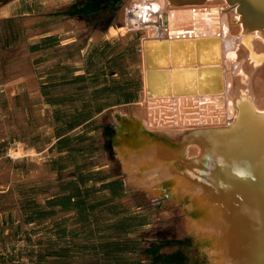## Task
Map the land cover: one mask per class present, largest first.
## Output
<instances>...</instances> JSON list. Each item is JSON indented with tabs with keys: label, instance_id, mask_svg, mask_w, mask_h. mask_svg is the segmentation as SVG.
<instances>
[{
	"label": "crops",
	"instance_id": "1",
	"mask_svg": "<svg viewBox=\"0 0 264 264\" xmlns=\"http://www.w3.org/2000/svg\"><path fill=\"white\" fill-rule=\"evenodd\" d=\"M60 6L0 3V264L161 262L148 189L138 188L141 206L124 170V178L65 171V146L82 127L122 128L113 144L133 143L131 111L142 92L133 87L128 43L109 33L119 24L102 18L90 26L88 14L64 15ZM11 149L26 153L11 158Z\"/></svg>",
	"mask_w": 264,
	"mask_h": 264
},
{
	"label": "bare ground",
	"instance_id": "2",
	"mask_svg": "<svg viewBox=\"0 0 264 264\" xmlns=\"http://www.w3.org/2000/svg\"><path fill=\"white\" fill-rule=\"evenodd\" d=\"M239 8L127 0L118 14L124 39L143 32L134 141L115 142L122 168L133 187L184 194L206 264H264V0Z\"/></svg>",
	"mask_w": 264,
	"mask_h": 264
},
{
	"label": "rangeland",
	"instance_id": "3",
	"mask_svg": "<svg viewBox=\"0 0 264 264\" xmlns=\"http://www.w3.org/2000/svg\"><path fill=\"white\" fill-rule=\"evenodd\" d=\"M5 0H0V3ZM62 0H57L61 6L58 8L59 13L64 15L69 12H77L76 4L78 6H84L85 1L68 0L65 4ZM127 3V0H101L98 4H91V6L84 11L86 16L83 18L89 21V25L98 27L102 18L110 20L111 24L118 23V29H111L110 34L120 33L122 38L131 31V24L126 21L121 23L118 20V14L123 9V6ZM42 5L36 7V11L42 9ZM63 15V14H61ZM59 14V16H61ZM143 35V32H136L134 36L123 40L120 36H117L116 40H121L128 43V50L130 58V69L133 77V87L137 90L139 96L142 91V81L139 75L138 64L140 62V44L139 38ZM132 113V111H131ZM105 121H111L108 116L104 119ZM110 123V122H109ZM133 127L134 123L132 124ZM72 132L70 135H74V138H70L71 141L67 142L65 149L66 152V172H88L92 174H103V176L120 175L124 178L123 168L121 160L118 161L115 155V145L113 144L114 136L117 128H111V130L102 129H83ZM77 137V139H75ZM117 149V148H116ZM125 171V170H124ZM128 181V178H127ZM157 185L147 186L143 190L148 189V194L141 191L140 189L130 186L131 192L136 193L135 203L137 205H144V201L140 193L148 198L149 206V223H150V240L160 241L155 245L157 246L156 255L161 254V262L155 264H206L207 258L204 253L199 252L200 245L190 233V223L192 214L187 205L181 203L182 196L184 194L170 190L167 184L160 187ZM181 192V191H180ZM127 196L122 197V200H126ZM130 202V201H129ZM166 204L167 207H162V204ZM165 209V210H164ZM164 212L162 213V211ZM107 212L110 215H114L117 210L109 209ZM161 213V214H160ZM160 214V215H159ZM169 217V218H168ZM167 218L172 220L174 224L178 225V228H168ZM195 243V244H194ZM197 247V248H196Z\"/></svg>",
	"mask_w": 264,
	"mask_h": 264
},
{
	"label": "water",
	"instance_id": "4",
	"mask_svg": "<svg viewBox=\"0 0 264 264\" xmlns=\"http://www.w3.org/2000/svg\"><path fill=\"white\" fill-rule=\"evenodd\" d=\"M235 1V3H239L240 4V11H242L243 10V8H244V6L245 5H249V3L250 2H252V0H234ZM243 13H245V12H243ZM139 128V130L141 131V133H143L145 136L147 135V134H150L149 135V137H154V136H156V132H153V133H151L149 130H147L146 128H143L142 126H139L138 127ZM122 128H119L118 130H117V132L116 133H119L120 132V130H121ZM197 129H198V127H197ZM197 129H195V130H193L194 132L195 131H197ZM207 130V129H206ZM186 136H187V134H186ZM200 160V159H199ZM176 165H177V167L178 168H180L181 166H182V163L181 162H178V163H176ZM181 169V168H180ZM191 170V169H190ZM192 171H194L193 169H192ZM201 215V214H200ZM199 216V215H198Z\"/></svg>",
	"mask_w": 264,
	"mask_h": 264
},
{
	"label": "trees",
	"instance_id": "5",
	"mask_svg": "<svg viewBox=\"0 0 264 264\" xmlns=\"http://www.w3.org/2000/svg\"><path fill=\"white\" fill-rule=\"evenodd\" d=\"M77 1H82V0H75V2L74 3H77ZM83 1H85L84 2V6H78L79 4L77 3L76 4V10L75 11H77V12H84L85 10H87L90 6H91V4H98L99 2H101V0H83Z\"/></svg>",
	"mask_w": 264,
	"mask_h": 264
},
{
	"label": "clouds",
	"instance_id": "6",
	"mask_svg": "<svg viewBox=\"0 0 264 264\" xmlns=\"http://www.w3.org/2000/svg\"><path fill=\"white\" fill-rule=\"evenodd\" d=\"M238 174L243 175V173H238Z\"/></svg>",
	"mask_w": 264,
	"mask_h": 264
}]
</instances>
